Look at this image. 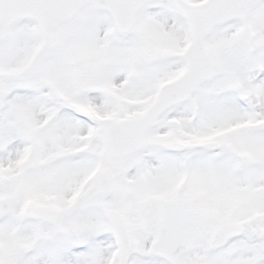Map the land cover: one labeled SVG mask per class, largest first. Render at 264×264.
<instances>
[{"label":"snow or ice","instance_id":"6c2138e0","mask_svg":"<svg viewBox=\"0 0 264 264\" xmlns=\"http://www.w3.org/2000/svg\"><path fill=\"white\" fill-rule=\"evenodd\" d=\"M0 264H264V0H0Z\"/></svg>","mask_w":264,"mask_h":264}]
</instances>
